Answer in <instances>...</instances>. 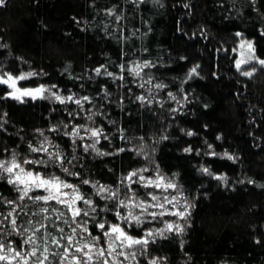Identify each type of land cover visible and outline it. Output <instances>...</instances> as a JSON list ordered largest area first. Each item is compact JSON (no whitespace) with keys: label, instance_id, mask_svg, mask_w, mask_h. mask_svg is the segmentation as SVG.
Wrapping results in <instances>:
<instances>
[{"label":"trees","instance_id":"1","mask_svg":"<svg viewBox=\"0 0 264 264\" xmlns=\"http://www.w3.org/2000/svg\"><path fill=\"white\" fill-rule=\"evenodd\" d=\"M240 38L252 41L255 57L264 60V0H5L0 5V76L35 73L21 83L43 85L74 100L87 96L90 102L82 100L81 107L54 97L20 101L8 97V87L0 84V159L10 161L13 153L21 162L48 159L47 153L29 150V145L44 144L65 156V166L79 177L56 166H23L54 172L85 194L95 190L81 184L83 179L115 189L138 169H147L145 177L159 173L175 183L168 193L187 206L183 231L150 241L139 264L153 259L157 264H264V65L254 59L237 70ZM145 61L155 66L143 68L140 76L130 74ZM193 68L196 74L189 79ZM54 127L57 131H51ZM77 128L79 135L65 134ZM91 129L102 134L92 137ZM93 143L95 149L84 150ZM188 147L191 153L184 151ZM219 175L226 182L214 178ZM119 187L124 199V186ZM132 188L138 200L150 201L145 194L151 192L163 202L165 190ZM0 194L9 200L19 195L6 179H0ZM92 198L104 207V200ZM8 210L0 205V212ZM30 210L36 209L30 205ZM114 211L98 209L97 221L117 223ZM87 226L100 234L91 220ZM163 226L160 217H148L126 231L139 237ZM20 239L9 237L17 245Z\"/></svg>","mask_w":264,"mask_h":264},{"label":"snow or ice","instance_id":"2","mask_svg":"<svg viewBox=\"0 0 264 264\" xmlns=\"http://www.w3.org/2000/svg\"><path fill=\"white\" fill-rule=\"evenodd\" d=\"M4 2L5 0H0V5L4 4ZM139 2L142 3L144 0H139ZM108 14L114 15L115 13L110 9ZM116 19L119 20L121 17L117 16ZM237 35L240 36L241 33H237ZM245 45H247L248 56L247 59L236 61L237 70L241 69L242 64L249 63L254 59L260 65H264V60L255 57L253 42L242 41L241 48ZM241 55H244V53H241ZM154 66L152 62L145 61L143 65L137 64L136 67L131 68L130 74L140 76L143 68ZM120 67L123 69L124 65ZM95 72L100 75L101 69L97 68ZM105 73L114 79L116 78L113 73L107 72L106 69ZM193 74H196L195 68L190 70L189 79ZM34 75L36 74L30 72L14 77L11 73H5L0 76V84L7 85L12 89V91L7 93L8 97L20 101H23L25 96H29L32 99L54 97L60 103L74 101L76 105L81 107L82 100L90 102V98L87 96L74 100L73 95L63 97L43 85L35 89L17 87L18 81L28 79ZM242 75L250 77L253 72L244 71ZM119 78L123 79V76ZM147 83H151V80L147 81ZM52 87H55V85ZM140 87H144V85L141 84ZM155 87L163 89L166 85L156 84ZM181 91L183 90L181 89ZM45 92L50 94L49 97L44 96ZM168 95L173 100L176 99L171 92ZM137 99L144 100V97L139 96ZM91 118V116L88 117V119ZM51 131H57V128L54 127ZM90 132L92 137L98 138L102 134V129H91ZM65 134L75 137L79 135V129L77 128L72 133ZM187 134L193 135L191 132ZM41 135H43V132H41ZM80 139L83 140V137H80ZM105 139H107L106 136ZM163 139H167V137H163ZM44 141L50 144L47 137L44 138ZM96 142L98 143L99 140L97 139ZM83 147L85 151L89 147L95 149V143L84 145ZM208 147L211 148V145ZM29 150L31 152L47 153L48 159L41 157L40 159H24L21 162L17 160L14 153L10 161L0 159V179H6L7 183L13 185L14 190L19 194L16 200H9L0 194V205L10 206V210L0 212V262H3V264H124L125 261L139 264L137 253L139 252L142 256L146 255V249L150 241L154 242L157 235L163 236L165 230L183 231V228L173 223H166L164 229L147 230L143 236L139 237L133 236L126 231V229H131L134 225L141 226L148 217L151 220H156L157 217H163L166 214L181 218L185 217L186 210L149 212V208L165 209V204H174L177 200L176 196H173L171 200L164 196L163 202H160V196L146 192L145 195L150 197V201L137 199L136 191L132 188L133 184L141 185L145 189L150 187L163 188L165 191L177 188L175 183L166 182L165 178L160 176L159 173H157V179L154 180L142 175L147 169L130 171L119 181V185H123L125 189L124 199L120 198L119 185L113 189L111 186L92 182L88 179H83L81 184L91 185L95 191L91 194H85L81 192L79 185L62 179L61 176L56 175L54 172L46 174L38 171L36 167L26 169L23 166L33 165L45 169L50 166H56L60 168L62 173L79 177L80 174L78 172H71L65 166L66 157L61 155L59 151L49 152V148L44 146V144L39 147L29 145ZM120 151H124V149H120ZM184 151L191 153L192 148H185ZM97 152L99 155L106 154L100 153L99 150ZM210 154L217 155L215 152ZM223 155L230 160L234 159L227 152ZM72 159H75V156ZM67 163L71 164V160H68ZM200 170L207 175H213L207 167H202ZM134 177L137 179H134ZM214 178L225 182L227 180L224 175L214 176ZM40 192L46 194H32ZM93 196L104 200V207L101 208L97 201L92 198ZM26 199L30 203H25ZM108 202H111L112 208L108 207ZM30 205L36 210H30ZM57 205L63 206L62 209L58 208ZM98 209L100 213L110 212L115 209L113 214L118 222L111 223L106 220L98 222L96 219ZM120 209H125L126 214H122ZM136 209L140 210L139 213L135 211ZM34 217H38V219L34 220ZM89 220L100 230V234L93 235L87 226ZM58 221L66 225L69 231L66 232ZM13 236L21 237L18 245L15 240H9V237ZM102 237L104 238L103 243H101ZM150 264H157V260L153 259Z\"/></svg>","mask_w":264,"mask_h":264},{"label":"rangeland","instance_id":"3","mask_svg":"<svg viewBox=\"0 0 264 264\" xmlns=\"http://www.w3.org/2000/svg\"><path fill=\"white\" fill-rule=\"evenodd\" d=\"M242 41H250V40H248V39H246V38H240V40H239V43H238V57H239V59L238 60H241V59H247V56H248V49H247V45H245L243 48H241V42ZM241 53H244V55H241ZM254 61L252 60L251 62H249V63H245V64H242V66L241 67H243V66H246V65H249V64H251V63H253ZM14 77H15V75H13ZM6 78V77H5ZM22 81H24V80H21V81H18V83H17V87H19V88H21V89H25V88H28V89H35V88H37V87H39V86H35V87H31V86H25V85H23L21 82ZM7 86V85H6ZM8 87V86H7ZM8 92H10V91H12V89H10L9 87H8ZM44 95H45V93H44ZM29 98H31V97H29V96H25L24 98H23V101L24 100H26V99H29ZM32 99V98H31ZM160 175V174H159ZM161 176V175H160ZM146 178H149V177H146ZM150 178H153L154 180L155 179H157V175L155 176V177H150ZM165 181L167 182L168 180L167 179H165ZM161 190H164L163 188H160ZM169 190V189H168ZM164 191V193H163V197L164 196H167L168 197V199L169 200H171V198L174 196V195H172V194H170V193H168L169 191ZM153 203H155V202H153ZM186 208H187V206H186V204L185 203H180V202H178V203H176V202H174V204H165V209H159V208H149V212H152V211H155V212H160V211H162V210H167L168 212H174V211H185L186 210ZM137 213H138V211H140L139 209H136L135 210ZM187 214H188V210L186 211V215H185V217H187ZM144 217H142V219H143ZM184 218V217H183ZM183 218H181V217H179V216H175V215H170V214H166V215H164L163 217H160V220H164V226L163 227H161V229H164L165 228V226H166V223H173L174 225H178L179 227H181V228H183V222H181L182 220H183ZM123 226V225H122ZM173 231H175V230H173ZM170 232H172V231H167V230H165V232H164V235H166V234H168V233H170ZM163 235V236H164ZM159 235H157L156 237H158ZM155 237V238H156ZM139 256H142V255H139V252L137 253V260H138V257ZM125 264V263H124Z\"/></svg>","mask_w":264,"mask_h":264}]
</instances>
